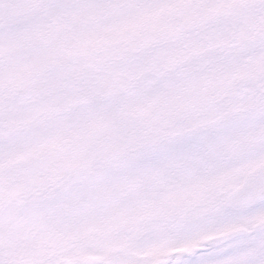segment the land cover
<instances>
[{
  "label": "snow or ice",
  "instance_id": "obj_1",
  "mask_svg": "<svg viewBox=\"0 0 264 264\" xmlns=\"http://www.w3.org/2000/svg\"><path fill=\"white\" fill-rule=\"evenodd\" d=\"M0 264H264V0H0Z\"/></svg>",
  "mask_w": 264,
  "mask_h": 264
}]
</instances>
